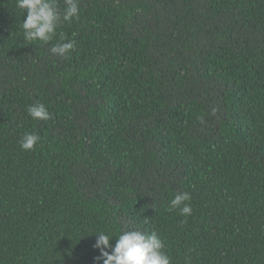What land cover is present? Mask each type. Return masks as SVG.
<instances>
[{
	"label": "trees",
	"instance_id": "trees-1",
	"mask_svg": "<svg viewBox=\"0 0 264 264\" xmlns=\"http://www.w3.org/2000/svg\"><path fill=\"white\" fill-rule=\"evenodd\" d=\"M23 14L0 0V264H103L97 234L132 229L172 264H264V0H80L48 44Z\"/></svg>",
	"mask_w": 264,
	"mask_h": 264
},
{
	"label": "clouds",
	"instance_id": "clouds-1",
	"mask_svg": "<svg viewBox=\"0 0 264 264\" xmlns=\"http://www.w3.org/2000/svg\"><path fill=\"white\" fill-rule=\"evenodd\" d=\"M15 7L27 13L21 28L23 39L28 43L39 40L48 44L57 37L61 25L80 19V0H63V7L59 0H15ZM75 44L74 38L69 39L60 33L59 40L51 45L49 51L53 56L63 57L74 50ZM27 112L33 120L51 118V113L41 102L29 105ZM39 140V135L28 132L18 143L23 150L31 151ZM191 199L187 191L176 192L169 201L167 211L178 210L180 215L190 216L193 212ZM113 237H118L114 246L110 243ZM93 247L99 250L97 260H102L103 264H172L165 242L157 231L149 233L132 229L121 231L118 235L100 231Z\"/></svg>",
	"mask_w": 264,
	"mask_h": 264
}]
</instances>
